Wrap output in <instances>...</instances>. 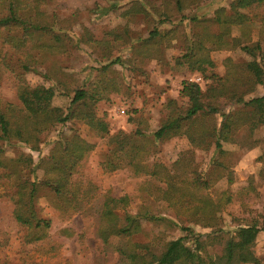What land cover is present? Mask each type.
<instances>
[{
  "label": "rangeland",
  "instance_id": "obj_1",
  "mask_svg": "<svg viewBox=\"0 0 264 264\" xmlns=\"http://www.w3.org/2000/svg\"><path fill=\"white\" fill-rule=\"evenodd\" d=\"M235 1L205 0L178 11L174 0H45L41 10L56 19L59 33L68 39V49L64 53L43 54L41 63L35 70L25 72L24 78L31 86H53L52 105L64 110L74 90L87 88L97 79L108 82L111 93L94 106L95 115L106 124L108 134L97 133L81 120H69L44 131L37 149L23 143H1L8 158L23 159L29 155L36 163L49 154L53 145L49 141L60 136L59 133L68 136L77 133L93 144V148L79 163L71 179L79 187L93 186L94 191L84 209L70 214L59 209V201L52 192L38 187L33 207L36 216L46 219L48 226L30 229L14 219L13 201L0 183V264H126L119 247L125 248L128 242L146 244L150 251L159 252L168 240L183 235H187L188 245H193L192 239L198 235L203 254L206 251L212 257L215 245H225L228 239L236 236L240 226L251 224L259 228L251 249L258 264H264V125L252 131L241 128L234 142H222V148L229 152L223 157L226 163L223 170L210 163L212 150H192L196 171L188 172L185 178L192 180L198 172L201 179L208 181L209 197L217 202L227 196L215 214L217 223L213 226H201L177 215L166 201L155 196L162 183L154 177L135 175L125 165L114 170L103 166L111 152L110 135L117 131L129 134L135 130L150 135L160 126L164 116L161 107L168 99L185 103L178 97L183 80L197 82L205 90L213 81L209 76L224 75L227 58L235 63L251 59L238 46L210 50L213 65L204 73L192 71L178 60L184 53L186 36L204 30L217 32L215 9L225 7L231 12L230 3ZM143 6L147 12L138 9ZM163 10H167L169 20L159 15ZM240 11L250 18L247 23L250 40L259 44L255 58L264 65V5ZM155 26L162 32L174 30L149 52L143 48L136 51L141 47L140 42L133 44L131 50L118 49L122 40L117 37H124L126 31L130 38L141 40ZM240 35L239 27L232 26L231 36ZM92 40H99L101 44H93ZM116 56L122 63L109 64L103 70V65ZM17 69V54L0 40V100L19 104L13 73ZM263 93V86L256 84L245 97ZM240 107L241 104L227 105L221 111ZM215 121H220L218 113ZM151 141L149 153L144 158L149 167L154 163L171 166L182 152L190 157L185 136ZM27 171L19 166L18 175L28 178ZM3 172L0 168V176ZM41 174L38 169L37 176ZM106 193L128 197L127 207L117 209V213L121 217L126 213L139 214V232L130 236H110L107 241L98 236L99 215ZM181 226L190 227L192 232L181 231Z\"/></svg>",
  "mask_w": 264,
  "mask_h": 264
},
{
  "label": "trees",
  "instance_id": "obj_2",
  "mask_svg": "<svg viewBox=\"0 0 264 264\" xmlns=\"http://www.w3.org/2000/svg\"><path fill=\"white\" fill-rule=\"evenodd\" d=\"M203 1L205 0H174V4L181 11ZM44 2L45 0H0V40L17 54L18 71L13 73L19 102L14 104L0 100V168L4 170L0 183L13 201L14 219L30 229L48 226L46 219L36 216L33 207L38 187L52 192L59 201V209L70 214L80 212L93 197V186L79 187L71 179L79 163L92 150L93 144L77 133L69 136L59 133L60 136L49 141L53 143L49 154L35 163L29 155L23 159L8 158L1 143H23L31 149H37L44 131L69 120H81L97 133L108 134L106 124L96 117L94 106L111 93L108 82L106 84L97 79L87 88L74 90L67 109L64 110L52 105L55 92L53 86H31L26 81L24 73L35 70L41 63L43 54L64 53L69 45L67 37L59 33L60 29L55 25L56 19L46 16L41 10ZM254 5L263 6L264 0H236L230 3L231 12L226 11L225 7L216 8L214 21L218 25V31L204 30L194 36H186L184 53L178 59L179 62L187 64L190 70L204 73L213 65L209 56L210 50L238 46L250 60L235 63L227 58L224 75L209 76L213 81L205 90L197 82L183 80L178 97L185 103L168 99L161 107L163 120L150 135L135 130L129 134L117 131L108 137L111 152L109 159L103 163L106 169L114 170L125 165L135 175L154 177L162 183L155 196L166 201L177 215L201 226L216 225L215 214L220 210L221 203L227 200V196L221 197L217 202L209 197L206 192L208 181L201 179L198 172L194 173L192 180L185 178L188 172L196 171L193 169L192 150H212L210 163L223 170L226 168L223 157L229 152L222 148V142H234L235 134L241 128L252 131L257 126L264 125V93L261 96L245 97L256 84L264 88V65L255 58L259 44L250 40V25L247 24L250 18L240 11L241 8ZM138 9L147 12L144 6ZM159 15L169 20L167 10L160 11ZM232 26L239 27V37L231 36ZM173 30L162 32L155 26L141 40L130 38L126 31L124 37H117L122 40L118 49L131 50L133 44L141 43L136 51L143 48L149 52L164 37L169 38ZM100 42L94 40L93 44H101ZM113 63H122V59L116 56L103 65V70ZM115 90H118L117 87ZM233 104H241V107L221 111L222 107ZM217 113L220 116L218 123L215 121ZM176 136L186 137L190 146L187 151L190 157L182 152L171 166L154 163L149 167L144 163L152 139ZM19 166L28 169L30 177H20ZM38 169L42 171L39 177ZM127 205L126 195H104L97 229L102 240L107 241L110 236H130L140 231L139 214L126 213L121 217L117 213V209H124ZM180 229L186 233L192 232L188 226H181ZM258 231L256 224L240 226L236 236L228 239L225 245H215L212 257L206 251L203 254L198 235H194L193 245H188L187 235H183L168 240L159 252L150 251L146 244L135 242H128L125 248L119 247V252L126 264H258L251 249ZM143 249L146 250L142 251Z\"/></svg>",
  "mask_w": 264,
  "mask_h": 264
}]
</instances>
